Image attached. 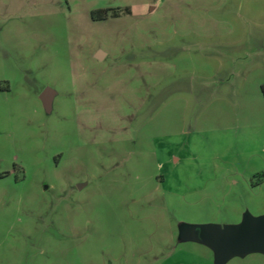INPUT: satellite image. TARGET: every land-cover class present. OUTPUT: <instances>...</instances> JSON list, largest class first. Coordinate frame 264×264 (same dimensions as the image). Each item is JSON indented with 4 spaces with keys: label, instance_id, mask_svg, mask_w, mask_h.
Returning <instances> with one entry per match:
<instances>
[{
    "label": "rangeland",
    "instance_id": "rangeland-1",
    "mask_svg": "<svg viewBox=\"0 0 264 264\" xmlns=\"http://www.w3.org/2000/svg\"><path fill=\"white\" fill-rule=\"evenodd\" d=\"M254 5L0 0V264H216L199 230L264 215V103L190 92Z\"/></svg>",
    "mask_w": 264,
    "mask_h": 264
},
{
    "label": "crops",
    "instance_id": "crops-1",
    "mask_svg": "<svg viewBox=\"0 0 264 264\" xmlns=\"http://www.w3.org/2000/svg\"><path fill=\"white\" fill-rule=\"evenodd\" d=\"M254 6V17L247 16L246 21L253 26L250 33L240 35L238 42L224 45L215 43L209 49L211 55L220 61L213 77L217 86L213 82L202 83L197 89L189 91L194 99L193 107L199 106L201 100L211 96L239 99V102H242L243 98L247 100L249 97L248 88L252 89L250 95L254 101L264 103V95L261 92V87L264 86V0H255ZM222 52L227 57L226 63L223 61ZM98 53L103 56L102 52L99 51L96 55Z\"/></svg>",
    "mask_w": 264,
    "mask_h": 264
},
{
    "label": "water",
    "instance_id": "water-1",
    "mask_svg": "<svg viewBox=\"0 0 264 264\" xmlns=\"http://www.w3.org/2000/svg\"><path fill=\"white\" fill-rule=\"evenodd\" d=\"M101 58L100 53L96 55ZM54 92L49 88L42 91L39 99L46 113L51 111ZM198 238L216 252V264H224L233 257L249 253H264V215L246 216L235 226L202 227Z\"/></svg>",
    "mask_w": 264,
    "mask_h": 264
},
{
    "label": "trees",
    "instance_id": "trees-1",
    "mask_svg": "<svg viewBox=\"0 0 264 264\" xmlns=\"http://www.w3.org/2000/svg\"><path fill=\"white\" fill-rule=\"evenodd\" d=\"M261 92H262L263 95H264V86L261 87Z\"/></svg>",
    "mask_w": 264,
    "mask_h": 264
}]
</instances>
